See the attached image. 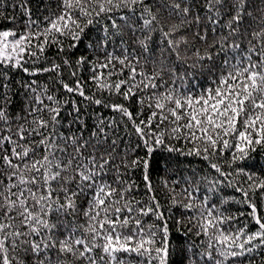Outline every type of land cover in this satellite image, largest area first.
<instances>
[{
  "label": "snow or ice",
  "instance_id": "obj_1",
  "mask_svg": "<svg viewBox=\"0 0 264 264\" xmlns=\"http://www.w3.org/2000/svg\"><path fill=\"white\" fill-rule=\"evenodd\" d=\"M262 155L264 0H0V264H264Z\"/></svg>",
  "mask_w": 264,
  "mask_h": 264
},
{
  "label": "trees",
  "instance_id": "obj_2",
  "mask_svg": "<svg viewBox=\"0 0 264 264\" xmlns=\"http://www.w3.org/2000/svg\"><path fill=\"white\" fill-rule=\"evenodd\" d=\"M37 2V0H33V5H35V3ZM12 9L9 7L7 9V12H11ZM161 155L165 158L168 159L169 158V154L167 152H163L161 153ZM170 159L173 161L171 166L167 169V171H163L160 170L159 168L157 169V171L154 174V179L155 180H162V179H169V181L171 182L172 179H176L179 180L181 179L182 176L187 177L190 175L191 171L193 170H197L203 167V163L200 161V159L194 158V157H187L185 158L183 155H178L176 153L171 154ZM179 160L180 163L177 164L176 161ZM188 161H191V163H189ZM258 167H257V171H259V167L260 166H264V155L258 157ZM249 163H252V161H249ZM161 164L163 165V161L161 162ZM206 171V169H205ZM261 175H264V173H260ZM231 196H238V194L234 193V191L231 188H225L223 189V191L219 194L218 197H214V199H223L226 197H231ZM225 207H229L231 211H235L236 208L241 207V205L238 204H231V205H225ZM241 224L244 223L243 218H241L240 221ZM238 226V225H235ZM257 260H259V257H257Z\"/></svg>",
  "mask_w": 264,
  "mask_h": 264
}]
</instances>
